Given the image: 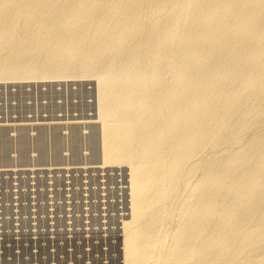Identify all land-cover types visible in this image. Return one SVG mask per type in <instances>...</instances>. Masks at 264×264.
I'll return each instance as SVG.
<instances>
[{
	"label": "rangeland",
	"instance_id": "374dc122",
	"mask_svg": "<svg viewBox=\"0 0 264 264\" xmlns=\"http://www.w3.org/2000/svg\"><path fill=\"white\" fill-rule=\"evenodd\" d=\"M246 1L0 0V264H264Z\"/></svg>",
	"mask_w": 264,
	"mask_h": 264
},
{
	"label": "bare ground",
	"instance_id": "6f19581e",
	"mask_svg": "<svg viewBox=\"0 0 264 264\" xmlns=\"http://www.w3.org/2000/svg\"><path fill=\"white\" fill-rule=\"evenodd\" d=\"M237 1H238V0H237ZM247 1H248V0H247ZM247 1H246V2H247ZM251 1H252V0H251ZM253 1H255V0H253ZM248 2H249V1H248ZM262 2H263V1H262ZM183 3H184V2H183ZM234 3H235V2H234ZM237 3H239V2H237ZM250 3H251V2H250ZM260 3H261V2H260ZM226 4H227V3H226ZM252 4H254V3H252ZM255 4H256V1H255ZM205 5H206V4H205ZM211 5H212V4H211ZM227 5H228V4H227ZM170 6H171V5H170ZM192 6H193V5H192ZM256 6H257V5H256ZM256 6H255V7H256ZM259 6H260V5H259ZM226 7H227V6H226ZM226 7H225V8H226ZM236 7H237V6H236ZM247 7H248V6H247ZM255 7H254V9H255ZM260 7H261V6H260ZM186 8H187V7H186ZM250 8H253V7H250ZM250 8H249V10H251ZM261 8H262V7H261ZM223 9H224V8H223ZM242 9H243V8H242ZM231 10H232V9H231ZM243 10H244V9H243ZM252 10H253V9H252ZM256 10H257V9H256ZM257 11H258V10H257ZM261 11H262V10H261ZM222 12H223V11H222ZM230 12H231V11H230ZM241 12H242V11H241ZM246 12L248 13V10H247ZM252 12H253V14H254V11H252ZM263 12H264V11H263ZM208 13H209V12H208ZM255 13H256V12H255ZM258 13H260V12L258 11ZM181 14H182V13H181ZM230 14H231V13H230ZM249 14H250V12H249ZM228 15H229V14H228ZM232 15H233V14H232ZM255 15H257V14H255ZM263 15H264V14H263ZM263 15H262V16H263ZM242 16H244V15L242 14ZM246 16H247V15H246ZM252 16H253V15H252ZM175 17H176V16H175ZM200 17H201V16H200ZM210 17H211V16H210ZM210 17H209V18H210ZM216 17H217V16H216ZM253 17H254V16H253ZM256 17H257V16H256ZM178 18H179V17H178ZM224 18H225V17H224ZM247 18H248V17H247ZM260 18H262V17H260ZM263 18H264V17H263ZM17 19H18V18H17ZM65 19H66V18H65ZM182 19H183V18H182ZM243 19H244V17H243ZM252 19H253V18H252ZM254 19H255V18H254ZM256 19H258V17H257ZM166 20H167V19H166ZM174 20H175V19H174ZM203 20H204V19H203ZM215 20H216V19H215ZM261 20H262V19H261ZM180 21H181V19H180ZM197 21H198V20H197ZM247 21H248V19H247ZM165 22H166V21H165ZM175 22H176V21H175ZM204 22H205V21H204ZM258 22H259V21H258ZM195 23H196V22H195ZM210 23H211V22H210ZM246 23H247V22H246ZM248 23H251V22H248ZM163 24H164V23H163ZM218 24H219V23H218ZM222 24H223V23H222ZM222 24H221V25H222ZM228 24H230V23H228ZM238 24H239V23H238ZM253 24H254V23H253ZM255 24H256V21H255ZM255 24H254V25H255ZM263 24H264V23H263ZM21 25H22V24H21ZM110 25H111V24H110ZM130 25H131V24H130ZM185 25H186V24H185ZM188 25H189V24H188ZM216 25H217V24H216ZM225 25H226V23H225ZM236 25H237V24H236ZM240 25H242V24H240ZM240 25H239V26H240ZM243 25H244V24H243ZM254 25H253V26H254ZM256 25H257V24H256ZM156 26H157V25H156ZM202 26H203V25H202ZM219 26H220V25H219ZM223 26H224V25H223ZM228 26H229V25H228ZM237 26H238V25H237ZM239 26H238V27H239ZM258 26H259V24H258ZM212 27H213V26H212ZM233 27H234V26H233ZM255 27H257V26H255ZM209 28H210V27H209ZM222 28H223V27H222ZM243 28H245V27H243ZM217 29H218V28H217ZM229 29H230V28H229ZM231 29H232V28H231ZM255 29H257V28H255ZM45 30H46V29H45ZM131 30H132V29H131ZM157 30H158V29H157ZM220 30H221V29H220V27H219V30H217V31L220 32ZM222 30H223V29H222ZM222 30H221V31H222ZM242 30H243V29H242ZM249 30H250V29H249ZM249 30H248V31H249ZM236 31H238V28H237ZM243 31H244V30H243ZM252 31H253V30H252ZM255 31H256V30H255ZM257 31H258V30H257ZM257 31H256V32H257ZM259 31H262V30H259ZM191 32H192V31H191ZM205 32H206V31H205ZM212 32H213V31H212ZM214 32H216V31H214ZM239 32H240V31H239ZM182 33H183V32H182ZM199 33H200V32H199ZM216 33H217V32H216ZM227 33H228V32H227ZM229 33H230V32H229ZM242 33H243V32H242ZM246 33H247V32H246ZM246 33H245V34H246ZM249 33H250V32H249ZM259 33H260V32H259ZM190 34H191V33H190ZM213 34H214V33H213ZM224 34H225V33H223V35H224ZM234 34H235V33H234ZM240 34H241V33H239L238 35L240 36ZM243 34H244V33H243ZM250 34H251V33H250ZM223 35H222V36H223ZM227 35H229V34H227ZM241 35H242V34H241ZM252 35H254V34H252ZM32 36H33V35H32ZM182 36H183V35H182ZM210 36H211V35H210ZM219 36H220V35H219ZM232 36H233V35H231L230 37L232 38ZM202 37H203V36H202ZM206 37H207V36H206ZM212 37H213V36H212ZM212 37H211V38H212ZM230 37H229V38H230ZM244 37L246 38V36H244ZM249 37H251V36H249ZM103 38H104V37H103ZM229 38H228V39H229ZM257 38H258V37H257ZM259 38H261V37H259ZM218 39H219V38H218ZM236 39H237V37H236ZM236 39H235V40H236ZM238 39H239V37H238ZM240 39H241V38H240ZM197 40H198V39H197ZM203 40H204V39H203ZM205 40H206V39H205ZM242 40H243V39H242ZM210 41H211V40H210ZM219 41H220V40H219ZM235 42H236V41H235ZM238 42H239V41H238ZM214 43H215V42H214ZM216 43H217V41H216ZM220 43H221V42H220ZM224 43H225V42H224ZM49 44H50V43H49ZM263 44H264V43H263ZM217 45H218V43H217ZM221 45H222V44H221ZM187 46H188V45H187ZM189 46H190V44H189ZM196 46H197V45H196ZM200 46H201V45H200ZM222 46H224V45H222ZM204 47H205V46H204ZM211 47H212V46H211ZM213 47H214V45H213ZM214 48H215V47H214ZM219 48H220V47H219ZM224 48H225V47H224ZM229 48H230V47H229ZM234 48H235V47H234ZM208 49H209V48H208ZM222 49H223V48H222ZM198 50H199V49H198ZM215 50H216V49H215ZM192 51H193V50H192ZM203 51H204V50H203ZM217 51H218V50H217ZM229 51H230V50H229ZM232 51H233V50H232ZM76 52H77V51H76ZM182 53H183V52H182ZM197 53H198V52H197ZM205 53H206V52H205ZM205 53H204V54H205ZM210 53H212V52H210ZM213 53H214V52H213ZM231 53H233V52H231ZM235 53H236V52H235ZM239 53H240V52H239ZM239 53H238V54H239ZM242 53H243V52H242ZM74 54H75V53H74ZM199 54H200V53H199ZM202 54H203V53H202ZM218 54H219V52H218ZM229 54H230V53H229ZM233 54H234V53H233ZM206 55H207V54H206ZM216 55H217V54H216ZM225 55H226V54H225ZM236 55H237V54H236ZM208 56H211V55H208ZM233 56H234V55H233ZM63 57H64V56H63ZM198 57H199V56H198ZM228 57H230V56H228ZM247 57H248V56H247ZM209 58H211V57H209ZM215 58H216V56H214V58H213L212 60H214ZM231 58H232V56H231ZM231 58H228V59L231 60ZM235 58H236V57H235ZM235 58H234V60H235ZM200 59H201V57H200ZM204 59H205V57H204ZM204 59H203V60H204ZM206 59H207V58H206ZM218 59H219V58H218ZM226 59H227V57H226ZM226 59L224 58V60H226ZM246 59H248V58H246ZM253 59H254V58H253ZM1 60H2V59H1ZM219 60H220V59H219ZM234 60H233V61H234ZM236 60H237V59H236ZM241 60H242V59H241ZM243 60H244V58H243ZM256 60H257V59H256ZM192 61H193V60H192ZM198 61H200V60L198 59ZM214 61H215V60H214ZM22 62H23V61H22ZM202 62H203V61H202ZM202 62H201V63H202ZM207 62H208V61H207ZM211 62H212V61H211ZM239 62H240V61H239ZM194 63H195V62H194ZM197 63H198V62H197ZM208 63H209V62H208ZM236 63H237V62H236ZM245 63H246V62H245ZM195 64H196V63H195ZM195 64H194V65H195ZM231 64H233V63H230V65H231ZM243 64H244V63H243ZM43 65H44V64H43ZM218 65H219V64H218ZM227 65H228V64H227ZM233 65H234V64H233ZM239 65H240V64H239ZM190 66H191V65H190ZM240 66H241V65H240ZM228 67H229V65H228ZM238 67H239V66H238ZM263 67H264V66H263ZM260 68H261V67H260ZM218 69H219V68H218ZM221 69H222V68H221ZM233 69H234V68H233ZM255 69H257V68H255ZM262 69H263V68H262ZM3 70H4V69H3ZM139 70H140V69H139ZM263 70H264V69H263ZM11 72H12V71H11ZM137 72H138V71H137ZM218 72H219V70H218ZM233 72H235V70H234ZM229 73H230V72H229ZM238 73H239V72H238ZM262 73H263V71H262ZM32 74H33V73H32ZM221 74H222V73H221ZM221 74H220V75H221ZM224 74H225V73H224ZM234 74H235V73H234ZM190 75H191V74H190ZM261 75H262V74H261ZM261 75H260V76H261ZM218 76H219V75H218ZM234 76H236V75H234ZM249 76H250V75H249ZM214 78H215V76H214ZM218 78H219V77H218ZM218 78H217V79H218ZM248 78H249V77H248ZM191 79H192V78H191ZM195 79H196V78H195ZM215 79H216V78H215ZM224 79H225V78H224ZM230 79H231V78H230ZM234 79H235V78H234ZM258 79H259V78H258ZM260 79H263V78H260ZM213 80H214V79H213ZM219 80H220V79H219ZM232 80H233V79H232ZM263 80H264V79H263ZM206 81H208V79H207ZM250 81H251V79H250ZM258 81H259V80H258ZM262 82H263V81H262ZM262 82H260V84H261ZM211 83H212V82H211ZM243 83H244V82H243ZM133 84H134V83H133ZM200 84H201V83H200ZM248 84H249V83H248ZM260 84H259V85H260ZM209 85H211V84H209ZM52 86H53V85H52ZM201 86H202V85H201ZM203 86H205V85H203ZM206 86H207V85H206ZM212 86H213V85H212ZM244 87H245V86H244ZM244 87H243V88H244ZM33 89H34V88H33ZM183 89H184V88H183ZM260 89H261V88H260ZM242 90H243V89H242ZM235 92H236V91H235ZM143 93H144V92H143ZM128 94H129V93H128ZM209 94H210V93H209ZM251 94H252V93H251ZM121 95H122V94H121ZM222 97H223V96H222ZM262 99H263V98H262ZM129 102H130V101H129ZM22 104H23V103H22ZM194 105H195V104H194ZM105 108H106V107H105ZM101 111H102V110H101ZM36 112H37V111H36ZM57 119H58V118H57ZM115 122H116V121H115ZM91 123H92V122H91ZM41 127H42V126H41ZM102 127H103V126H102ZM58 130H59V129H58ZM39 131H40V130H39ZM25 137H26V136H25ZM23 139H24V138H23ZM36 139H37V138H36ZM253 139H254V138H253ZM44 140H45V138L43 137V138H41V140L37 143L39 147H43V146H44V144H45V143H44ZM76 140H77V139H76ZM76 140H75V142H76ZM101 140H102V139H101ZM250 140H251V139H250ZM21 141H22V140H21ZM45 141H46V140H45ZM144 141H145V140H144ZM197 141H198V140H197ZM3 142H4V141H3ZM63 142H64V141H63ZM4 143H7V142H4ZM22 143H23V142H22ZM63 144H64V143H62V141L59 140L58 143H57V145H55V146H56L55 148L57 149V148L61 147ZM4 147H5V146H4ZM5 149H6V148H5ZM246 150H247V149H246ZM84 151H85V150H84ZM98 151H99V150H98ZM108 151H109V150H108ZM75 152H76V151H75ZM232 153H233V152H232ZM65 154H66V153H65ZM117 154H118V153H117ZM129 154H130V153H129ZM1 158H2V157H1ZM231 162H232V161H231ZM263 163H264V162H263ZM157 166H158V165H157ZM212 166H213V165H212ZM159 168H160V167H159ZM179 168H180V167H179ZM253 169H255V168H253ZM258 169H259V168H258ZM263 170H264V169H263ZM262 172H263V171H262ZM227 176H228V175H227ZM230 176H231V175H230ZM212 178H213V177H212ZM263 180H264V179H263ZM219 181H220V180H219ZM255 182H257V181H255ZM258 183H261V182L258 181ZM258 183H257V184H258ZM255 185H256V184H255ZM255 185H254V186H255ZM258 185H261V184H258ZM210 186H211V185H210ZM263 188H264V187H263ZM131 195H132V194H131ZM223 195H224V194H223ZM236 196H237V195H236ZM249 196H250V195H249ZM252 196H253V195H252ZM233 198H234V197H233ZM139 199H140V198H139ZM219 199H220V198H219ZM229 202H230V201H229ZM219 207H220V206H219ZM213 208H214V207H213ZM221 209H222V208H221ZM192 211H193V210H192ZM209 212H210V211H209ZM229 215H230V214H229ZM250 215H251V214H250ZM205 216H206V215H205ZM252 218H253V217H252ZM237 221H238V220H237ZM249 225H250V224H249ZM142 226H143V225H142ZM229 226H230V225H229ZM183 227H184V226H183ZM216 230H217V229H216ZM262 230H263V229H262ZM223 232H224V231H223ZM137 236H138V235H137ZM124 237H125V236H124ZM214 237H215V236H214ZM219 237H220V236H219ZM182 238H183V237H182ZM241 238H242V237H241ZM221 239H222V238H221ZM141 241H142V240H141ZM154 242H155V241H154ZM197 242H198V241H197ZM194 243H195V242H194ZM245 243H246V241H245ZM136 244H137V243H136ZM140 244H141V243H140ZM220 245H221V244H220ZM246 245H247V244H246ZM184 247H185V246H184ZM206 249H207V248H206ZM177 250H178V249H177ZM206 251H207V250H206ZM185 257H186V256H185ZM189 258H190V257H189ZM227 259H228V258H227ZM208 261H209V260H208ZM261 262H262V261H261Z\"/></svg>",
	"mask_w": 264,
	"mask_h": 264
}]
</instances>
